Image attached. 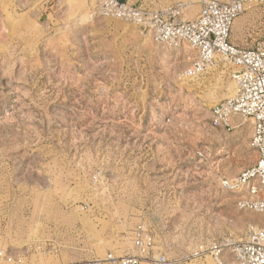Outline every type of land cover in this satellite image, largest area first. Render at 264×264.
<instances>
[{"label":"rangeland","instance_id":"obj_1","mask_svg":"<svg viewBox=\"0 0 264 264\" xmlns=\"http://www.w3.org/2000/svg\"><path fill=\"white\" fill-rule=\"evenodd\" d=\"M98 1L0 0V264L139 257L140 227L156 253L216 264L199 248L264 228L221 188L258 161L250 120L230 133L209 122L234 91L231 70L184 80L198 58L189 44H159ZM125 1L184 2L189 20L202 0ZM232 41L264 42V4L236 20Z\"/></svg>","mask_w":264,"mask_h":264},{"label":"built area","instance_id":"obj_2","mask_svg":"<svg viewBox=\"0 0 264 264\" xmlns=\"http://www.w3.org/2000/svg\"><path fill=\"white\" fill-rule=\"evenodd\" d=\"M263 4L264 0H202L201 9L189 20L185 19L188 5L184 2L152 9L120 0H99L96 8L105 18L121 20L148 32L159 44L170 47L189 44L198 58L183 74L186 81L203 78L221 63L228 66L234 92L210 108L209 122L213 129L230 133L238 128L234 122L237 117L250 120L251 146L258 161L236 178H223L221 186L228 193L243 195L238 201L241 210L261 214H264V42L251 49L238 47L232 41V29L240 16ZM154 243L152 234L140 227L134 239L139 257L108 255L105 259L78 264H188L192 261L190 256L171 260L161 251L156 253ZM203 254H209L216 264H264V228L250 227L240 241L232 238L212 241L199 248L195 256Z\"/></svg>","mask_w":264,"mask_h":264},{"label":"bare ground","instance_id":"obj_3","mask_svg":"<svg viewBox=\"0 0 264 264\" xmlns=\"http://www.w3.org/2000/svg\"><path fill=\"white\" fill-rule=\"evenodd\" d=\"M188 47L191 48V49L193 50V48H192L190 45H189ZM186 48H187V47H186ZM233 92H234V91H233ZM233 92H232V94H233ZM232 94H231V95H232ZM221 188H222V187H221ZM222 189H223V188H222ZM223 190H224V189H223Z\"/></svg>","mask_w":264,"mask_h":264},{"label":"crops","instance_id":"obj_4","mask_svg":"<svg viewBox=\"0 0 264 264\" xmlns=\"http://www.w3.org/2000/svg\"><path fill=\"white\" fill-rule=\"evenodd\" d=\"M122 2H127V1H125V0H122Z\"/></svg>","mask_w":264,"mask_h":264}]
</instances>
